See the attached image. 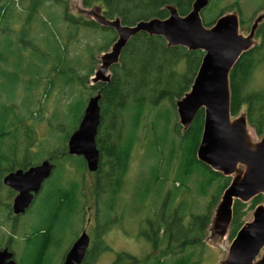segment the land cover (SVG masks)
Listing matches in <instances>:
<instances>
[{
    "label": "trees",
    "instance_id": "obj_1",
    "mask_svg": "<svg viewBox=\"0 0 264 264\" xmlns=\"http://www.w3.org/2000/svg\"><path fill=\"white\" fill-rule=\"evenodd\" d=\"M29 1L28 18L27 21H23L26 29L19 32L20 44L25 43L28 28L32 26V17L42 5L45 3L66 5V0ZM194 1L82 0L81 5L85 9L94 7V11L90 12L91 16L94 12L108 20L118 19L122 25L132 26L139 21H147L153 18L166 19L168 17L167 7L174 8L181 17L186 16L191 11ZM14 5V0H0V40L3 39L0 41V51L3 49L9 53H18L20 49L19 47L16 48L15 45L12 46L10 41L11 35L15 33L13 31L15 30L14 26L19 23L17 21L18 15H15L17 9ZM206 14V20H203L201 16L202 22L206 28H210L219 17L224 15V11L219 10L215 20L209 16V10ZM66 19L71 21L69 23L74 28L98 29L103 33V36L108 35L110 37L105 45L98 48L100 54L107 52L116 40V34L111 28L102 27L94 19L88 22L69 16ZM238 20L239 28L244 29V20L239 17ZM254 39L257 43L241 55L229 74L230 114L232 118L244 117L255 135L261 137L264 132V88L258 90H249L248 88L257 70L264 67V18L256 28ZM202 56L201 51H188L183 47H168L161 37L139 33L129 40L120 54L118 63L111 67L108 83L90 84L93 66L96 62L94 59L92 62L91 60L90 62L87 61V59V63L80 67V58L77 67L81 68V71H87V73L81 76L75 74L77 68H70L71 77H67V70L63 68L65 65H69L70 61H67L60 54L53 61L52 71L57 77L54 86L61 88L78 83L82 89L89 91L90 95L94 96L99 93L101 96L99 101L100 123L95 139L100 161L97 171L92 173L94 180L90 191L94 199L95 217L101 220L95 232L99 231L101 238L97 241L98 245H94L92 252L86 254L81 264H95L99 254L107 249L103 243V236L115 223V199L122 190L133 148L135 144H138L136 137L139 132L145 129L147 131L142 137L144 139L142 143L148 145L151 138V154L155 160L150 165L147 176H143L139 180L140 184L136 188L135 194L143 199H148L155 188L156 197L160 198L164 185L169 179V172H174L173 184L179 185L178 187L173 185L172 190L167 192L169 204L172 205L177 198L183 199L185 197L183 200H187L189 195L186 197L183 192L188 190L187 183L190 182L197 188L198 197H206L207 195L210 197L204 214L191 211L193 202L189 207H183L182 204L181 208H174L169 214L166 213L165 206H160L155 218L148 222L149 231L144 234V238L152 246V250L157 251V256L154 255L152 258L159 261L155 264H167L166 260L169 258H171L170 264H181V262L186 264V260L180 257L184 250L188 247L203 245L206 230L211 224V211L219 203L220 197L228 187L231 178L213 172L196 159V150L202 133L203 110L196 114L187 130H183L174 119L175 103L189 92ZM1 61L2 59H0V63ZM73 66H75L74 63ZM14 71L17 70L14 68ZM5 75H9V73L0 68V78ZM163 102H168L170 108L167 107V109L162 110L164 108L159 106ZM85 106L83 100L78 102L80 116L77 126ZM147 122H150V126L147 125ZM9 133L3 129L0 130V145L5 139L11 137ZM67 141L68 139L63 143L62 151L55 152L54 155L46 159L54 164L52 173L57 168L56 163L64 157V159L69 160L80 159L76 168L83 174L86 170L85 161L81 157L70 156L67 153L65 147ZM158 158H161L162 161L159 162ZM27 166L19 169L26 170ZM19 169L13 167L5 170L0 165V187L3 186L1 183L3 175ZM50 177L44 182L45 184ZM189 180L192 181L189 182ZM65 186H60V183L57 182L52 191L50 184L48 185L47 189L51 198L49 197V200L42 199L40 206L42 216L39 227L30 231L27 237L42 230L47 231V229L50 232L60 231L62 225H66L71 216L82 215L84 208L80 207L81 200L77 198V184L71 182ZM181 187L183 189L179 190ZM9 194L12 196L13 192L9 191ZM53 194L55 195L53 196ZM65 197L70 201L68 205L65 204L66 206L60 204V200ZM104 198L106 201L100 202ZM263 203L264 195L254 197L249 204L238 200L234 202L232 220L229 226L231 241L237 231L245 224L244 218L247 212ZM68 206L71 215L66 214V207ZM8 209L10 211V205ZM21 217L22 215L19 216L18 220ZM187 217H189L188 222L185 221ZM13 219L14 221L17 220L16 218ZM15 227L13 228L14 231H16ZM27 237L22 244L20 264H46L48 242L45 239L35 242V239H27ZM11 240L9 237L5 243L6 240L1 239L0 247H11ZM13 245L19 246L15 242ZM141 263L128 254L116 255L113 262V264Z\"/></svg>",
    "mask_w": 264,
    "mask_h": 264
},
{
    "label": "rangeland",
    "instance_id": "obj_2",
    "mask_svg": "<svg viewBox=\"0 0 264 264\" xmlns=\"http://www.w3.org/2000/svg\"><path fill=\"white\" fill-rule=\"evenodd\" d=\"M81 1L66 0L65 6L53 3L42 5L32 17V26L28 28L25 43L20 44L19 32L26 29L23 21H27L30 1L14 0V7L17 9L15 15H18L17 21L19 23L15 24V30H13L15 33L11 35L10 41L12 46L15 45L16 48L19 47L20 49L18 53H9L3 49L0 51V59H2L0 68L9 73V75L0 78V130L3 129L11 134V137L5 139L0 145V165L5 170L13 167L19 169L29 165L27 166L28 169L39 165L49 156L54 155L55 152L62 151L63 143L77 128L80 116L78 102L83 100L86 105L87 100L92 96L89 91L82 89L78 83L61 88L54 86L57 77L52 71L53 61L58 54L70 61L69 65L63 67L64 70H67V77H71L70 68H77L75 74L81 76L87 73V71H81V68L77 67L80 58V67L85 65L87 61L96 60L92 76L100 65L99 60L102 53L98 52V48L105 45L110 37L108 35L103 36V33L98 29L74 28L69 23L71 21L66 19L69 16L87 22L93 20L90 12L94 11V7L85 9L82 7ZM207 10L210 11L209 16L214 20L217 18L219 10H223L224 15L235 14L245 23L244 29H239L240 34L247 36L253 21L264 14V0H210L206 9L201 12L203 20H206ZM2 35L4 36V33ZM0 41H3V39ZM253 42L256 44V39ZM73 63L75 66H73ZM13 65L17 71H14ZM263 88L264 67L258 69L254 74L248 89L258 90ZM168 105V102H163L159 107L165 110L167 107L170 108ZM174 119L178 122L176 108ZM147 125L150 126V122H147ZM248 129L252 142L257 143L261 137H257L249 126ZM146 131V129L142 130L136 137V143L138 144H135L133 148L124 176L122 190L115 199V223L103 236V243L107 249L102 252L95 264H113L118 254H128L142 262L141 264L159 262L157 259L152 258L157 254V251L152 250V246L144 238V234L149 231L148 222L155 218L160 206H165L166 213L169 214L174 208H181L182 204L183 207H189L193 202L192 212L205 213L210 197L209 195L198 197L197 188L190 182L192 180L187 183L188 190L183 192L186 197L189 195L187 200H183L185 197L183 199L177 198L172 205L169 204L166 196L167 192L172 190L173 185L174 187L179 185L177 183L173 184L174 172H169V179L164 185L160 198L156 197L155 188L148 199H143L135 194V190L140 184L139 180L143 176H147L149 167L155 160V157L151 154V138L148 145L142 143L144 140L142 137H144ZM66 144L67 142L65 147ZM158 159L159 162L162 161L161 158ZM79 160L76 158L69 160L64 159V157L59 161L57 160L56 170L53 171L48 182L44 183V187L35 197L30 209L19 220L18 217L16 222L11 220L13 217L11 203L14 194L11 196L6 187H0V245L1 239L6 240L5 243H7L9 237L12 239L10 249L13 251L16 264H20L21 248L27 234L39 227L42 216L40 213L42 199L49 200L50 197L47 189L49 184L53 191L57 182L60 183V186L75 182L78 187L77 198L81 200L82 208L83 201L87 203L85 206L84 219L87 220L85 226L87 227L93 223L95 208L90 191L93 187L94 177L87 169L83 174L80 170H77L76 164L79 163ZM172 171L174 170L172 169ZM5 175L2 176V179ZM182 189L183 187L179 190ZM68 200L67 197L62 198L60 204L68 205L70 202ZM105 201L106 198L100 202ZM9 205L10 211L8 209ZM262 206H264V203ZM215 209L216 206L211 211V220L214 218ZM253 211L254 209L247 212L244 218L245 223L252 221ZM66 214L71 215L69 206L66 207ZM80 218V214L73 215L66 225H62L65 234L60 244L49 242L50 245H47L46 248V264H61L64 250L80 230ZM185 221L188 222L189 217ZM14 227L16 231L13 230ZM56 231L58 230L47 234L43 231L36 232L32 236H28L27 239H35V242L45 239L48 242L51 235V238L55 236ZM14 242L19 246L13 245ZM230 244L229 231L224 237H219L212 234V226L209 225L203 245L186 248L180 257L186 260V264H222L227 256ZM57 248L61 249L57 250ZM170 260L171 258L166 260L167 264H170Z\"/></svg>",
    "mask_w": 264,
    "mask_h": 264
},
{
    "label": "water",
    "instance_id": "obj_3",
    "mask_svg": "<svg viewBox=\"0 0 264 264\" xmlns=\"http://www.w3.org/2000/svg\"><path fill=\"white\" fill-rule=\"evenodd\" d=\"M209 1L195 0L191 11L183 17L174 8L167 7L166 19L153 18L132 26L122 25L118 19L108 20L93 12L94 21L102 27L111 28L116 40L107 52L101 54L100 65L91 83L109 82L111 67L118 63L129 40L139 33L161 37L168 47H183L188 51L203 53L189 92L175 103V108L183 130H187L196 114L203 110L196 159L224 177L234 176L223 191L210 224L212 234L224 237L229 231L234 202L248 203L254 197L264 195V132L254 144L246 119H233L230 114L229 92V74L241 55L254 46L255 31L264 14L253 22L247 36L240 34L239 20L235 14L223 15L210 28H206L201 12ZM100 97L99 93L89 97L77 129L66 144L67 153L81 157L90 173L97 171L100 161L95 142L100 123ZM52 170L53 164L45 160L3 177L2 185L16 193L11 205L14 216L25 214ZM88 244L89 238L83 232L72 245L63 264H81ZM0 264H16L13 253L7 247L0 250ZM222 264H264V206H257L252 221L237 231Z\"/></svg>",
    "mask_w": 264,
    "mask_h": 264
},
{
    "label": "flooded vegetation",
    "instance_id": "obj_4",
    "mask_svg": "<svg viewBox=\"0 0 264 264\" xmlns=\"http://www.w3.org/2000/svg\"><path fill=\"white\" fill-rule=\"evenodd\" d=\"M52 163V162H51ZM53 164V163H52ZM53 167H54V164H53ZM87 169V168H86ZM88 171V170H87ZM42 187H43V185H42ZM8 189V188H7ZM42 189V188H41ZM9 191H11V190H9ZM41 191V190H40ZM40 191H39V193H40ZM11 192H13V191H11ZM38 193V194H39ZM13 194H14V197L16 196V193L15 192H13ZM37 194V195H38ZM36 195V196H37ZM35 196V197H36ZM14 197H13V199H14ZM35 197H34V199H35ZM13 199H12V201H13ZM34 199H33V201H34ZM33 201H32V203H33ZM32 203H31V205H32ZM11 205H12V203H11ZM30 205V206H31ZM87 205V203H86V201H83V208H84V211H83V213H82V215H81V222H80V225H79V228H80V230H79V232H77V234H76V236L74 237V239H73V241L72 242H70L69 244H68V246L66 247V249L64 250V253H63V256H62V258H61V264H63V262H64V260H65V257H66V255L68 254V252H69V250L71 249V247H72V245L76 242V240L81 236V234L83 233V232H85L86 233V235L88 236V238H89V244H88V248H87V250H86V252H85V255H84V258H85V256H86V254L88 253V252H92V250H93V248H94V245L96 244V246L98 245V240L101 238V236L99 235V231H97V232H95V229H97L98 228V224L100 223V219H97L96 217H95V213L93 214V223H91L89 226H85V224H86V222H87V220L85 221V214H86V212H85V206ZM80 207H82V205H81V201H80ZM29 209V208H28ZM27 211V210H26ZM11 213H12V210H11ZM26 213V212H25ZM12 215H13V213H12ZM24 215V214H23ZM21 216V215H20ZM19 216H14L13 215V217L11 218V220L13 221L14 219L13 218H18ZM17 221V220H16ZM15 221V222H16ZM93 225V226H92ZM43 231V233H50V230L49 229H47V231H45V230H42ZM64 234H65V231L61 228V230L60 231H56L55 232V236L53 237V238H51L52 237V235L50 236V238H49V241H48V243H47V245H50V243H56V244H60L61 243V240H62V238L64 237ZM50 242V243H49ZM5 247H7L10 251H11V249H10V247L9 246H4V247H2L1 249H3V248H5ZM53 247V246H52ZM54 248V247H53ZM0 249V250H1ZM55 249V248H54ZM59 249H61V248H57V250H59ZM12 253H13V251H11ZM102 254V253H101ZM101 254H99V256H98V258H97V260H96V262L98 261V259H99V257L101 256ZM14 255V254H13ZM84 258H83V260H84ZM82 260V261H83ZM95 262V263H96ZM82 263V262H81Z\"/></svg>",
    "mask_w": 264,
    "mask_h": 264
},
{
    "label": "bare ground",
    "instance_id": "obj_5",
    "mask_svg": "<svg viewBox=\"0 0 264 264\" xmlns=\"http://www.w3.org/2000/svg\"><path fill=\"white\" fill-rule=\"evenodd\" d=\"M190 167V166H189Z\"/></svg>",
    "mask_w": 264,
    "mask_h": 264
}]
</instances>
